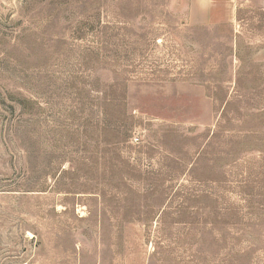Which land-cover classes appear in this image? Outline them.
<instances>
[{
    "label": "rangeland",
    "instance_id": "obj_1",
    "mask_svg": "<svg viewBox=\"0 0 264 264\" xmlns=\"http://www.w3.org/2000/svg\"><path fill=\"white\" fill-rule=\"evenodd\" d=\"M205 1L0 0V264H264V0Z\"/></svg>",
    "mask_w": 264,
    "mask_h": 264
},
{
    "label": "crops",
    "instance_id": "obj_2",
    "mask_svg": "<svg viewBox=\"0 0 264 264\" xmlns=\"http://www.w3.org/2000/svg\"><path fill=\"white\" fill-rule=\"evenodd\" d=\"M205 2H207V3H209V6L212 8V6L213 5H211V2H212V0H210V1H205ZM205 12H209V13H216V12H219V10H213V9H209V10H207V11H205Z\"/></svg>",
    "mask_w": 264,
    "mask_h": 264
},
{
    "label": "built area",
    "instance_id": "obj_3",
    "mask_svg": "<svg viewBox=\"0 0 264 264\" xmlns=\"http://www.w3.org/2000/svg\"><path fill=\"white\" fill-rule=\"evenodd\" d=\"M136 140H138V138H136Z\"/></svg>",
    "mask_w": 264,
    "mask_h": 264
}]
</instances>
